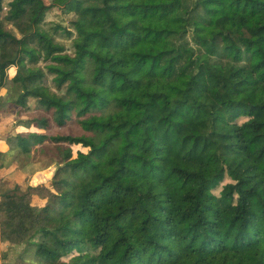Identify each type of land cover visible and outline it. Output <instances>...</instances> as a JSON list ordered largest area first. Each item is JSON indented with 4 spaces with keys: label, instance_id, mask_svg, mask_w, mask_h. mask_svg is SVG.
Here are the masks:
<instances>
[{
    "label": "trees",
    "instance_id": "trees-1",
    "mask_svg": "<svg viewBox=\"0 0 264 264\" xmlns=\"http://www.w3.org/2000/svg\"><path fill=\"white\" fill-rule=\"evenodd\" d=\"M50 7L0 0V89L39 109L0 155L55 167L0 193L1 264H264V0Z\"/></svg>",
    "mask_w": 264,
    "mask_h": 264
},
{
    "label": "rangeland",
    "instance_id": "rangeland-1",
    "mask_svg": "<svg viewBox=\"0 0 264 264\" xmlns=\"http://www.w3.org/2000/svg\"><path fill=\"white\" fill-rule=\"evenodd\" d=\"M46 4L51 5L44 16V20L42 21V26L45 29H51L55 26L65 27L67 30H70L74 34V30L72 28L71 20L73 15L70 13L62 12L60 6L63 0H44ZM7 8H5L6 11ZM2 15H4V12ZM54 38L57 42L64 45L65 51L67 53H72V45L71 40L65 34H62L61 30H57L56 33L53 32ZM39 66L43 67L44 63L40 62ZM16 67H11L7 70L8 77H12L15 73ZM48 85L52 86L50 79L48 77ZM14 95L12 90L9 92L5 88L0 89V137H5L11 130L14 128V123L17 122L18 119H26L30 116L39 112V109L36 108V105L32 99L28 100L29 110L22 108L21 106L15 104L12 101L11 96ZM73 119L70 124L76 129L77 125ZM64 130V128H60L58 126L52 125L49 129L50 133L58 132ZM6 134V135H5ZM46 147H50L51 144H45ZM42 146H37L38 149H41ZM52 151V148H49ZM21 163L19 160H13L8 155H0V179H2L0 184V193L3 192H12L18 189L19 192L27 189L28 185H36L41 182H45L49 179L55 167L53 165L36 171L32 175L26 170H23L21 167ZM28 174L30 176H28ZM21 246H11L1 244V254H7L9 259H14L17 251L21 249Z\"/></svg>",
    "mask_w": 264,
    "mask_h": 264
},
{
    "label": "crops",
    "instance_id": "crops-1",
    "mask_svg": "<svg viewBox=\"0 0 264 264\" xmlns=\"http://www.w3.org/2000/svg\"><path fill=\"white\" fill-rule=\"evenodd\" d=\"M0 264H1V262H0Z\"/></svg>",
    "mask_w": 264,
    "mask_h": 264
}]
</instances>
